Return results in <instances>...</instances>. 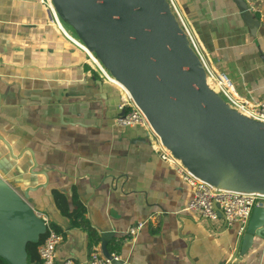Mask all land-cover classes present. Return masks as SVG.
<instances>
[{"label": "crops", "instance_id": "0c3cea01", "mask_svg": "<svg viewBox=\"0 0 264 264\" xmlns=\"http://www.w3.org/2000/svg\"><path fill=\"white\" fill-rule=\"evenodd\" d=\"M255 2L261 25L251 31L233 0H176L210 68L260 102L264 0ZM65 29L44 0H0V178L21 194L38 188L28 202L63 233L58 261L89 264L92 245L111 233L108 247L123 264H264L263 238L234 258L238 225L187 209L192 186L155 150L150 129L116 124L123 90ZM55 190L70 210L73 199L85 206L81 224L58 208Z\"/></svg>", "mask_w": 264, "mask_h": 264}, {"label": "water", "instance_id": "95a60500", "mask_svg": "<svg viewBox=\"0 0 264 264\" xmlns=\"http://www.w3.org/2000/svg\"><path fill=\"white\" fill-rule=\"evenodd\" d=\"M251 31L261 25L245 0H233ZM74 36L129 93L153 133L193 175L224 190L264 195V122L233 107L207 82L205 61L171 0H51ZM101 85V83H99ZM23 194L0 178V258L29 264L27 246L47 224ZM254 236L264 239V207L253 209L237 242L243 255ZM101 249L112 264L108 247Z\"/></svg>", "mask_w": 264, "mask_h": 264}, {"label": "built area", "instance_id": "2783aa9c", "mask_svg": "<svg viewBox=\"0 0 264 264\" xmlns=\"http://www.w3.org/2000/svg\"><path fill=\"white\" fill-rule=\"evenodd\" d=\"M171 2L175 11L181 17L185 27H187L188 25L182 16L179 6L176 4V0H171ZM245 2L247 3L248 9L251 11V13H255L259 10V5L255 2V0H245ZM44 3L49 10L52 21L63 32H66L65 26L62 24L61 20L56 14L51 0H44ZM187 31L190 35L192 46L199 56L205 61L208 73L207 82L211 88L246 116L264 122V100L260 102H254L250 98L242 97L234 93L224 78L216 74L210 68L193 34L190 30ZM78 43L87 52L89 58H91L92 61L99 67L107 80L118 86L117 81L108 73V71L101 65L96 57L91 54L80 41H78ZM118 87L123 90L124 96L122 97V100L118 106L119 114L116 117V124L119 127L125 129L146 128L152 131L143 111L137 106L132 97L123 87ZM158 141L159 144L154 146L155 150L159 151L161 158L169 162L180 174L181 178L193 188V195L187 204V209L197 213L201 219L211 222L218 220L219 217L222 216L226 225L230 226L232 224H237L238 234L240 236L243 235L248 227L253 209L256 206L264 207V195L218 189L210 185L209 183L193 175L186 167L181 164L179 160L173 157L171 152L162 145L159 139ZM43 218L47 224V232L37 248L40 263L78 264L75 262V260L70 258L64 259L61 263L58 261L57 249L59 244L64 240V235L62 232H59L57 229H55L47 218ZM145 225L146 220L138 221L131 225L127 232L128 236L130 238L136 237ZM112 256L115 259H118V256L115 253H112ZM88 262L89 264H112L111 260L103 255L99 243L92 245Z\"/></svg>", "mask_w": 264, "mask_h": 264}, {"label": "trees", "instance_id": "16d2710c", "mask_svg": "<svg viewBox=\"0 0 264 264\" xmlns=\"http://www.w3.org/2000/svg\"><path fill=\"white\" fill-rule=\"evenodd\" d=\"M53 195H54L55 202H56L58 208L62 211V213L64 215L69 217L73 226H76V225L81 224L83 222L84 214H85V206L78 199H73L75 209L70 210L68 207V202L66 200V197L64 196L63 193L55 190ZM91 234L93 235L94 233L91 232ZM43 238H44V236H42L40 242L42 241ZM40 242L28 244L27 251H28V262H29V264H41L40 258L38 255V250H37ZM111 249L112 248H110V251H112ZM0 264H7V263L5 262L4 259L0 258Z\"/></svg>", "mask_w": 264, "mask_h": 264}, {"label": "bare ground", "instance_id": "6f19581e", "mask_svg": "<svg viewBox=\"0 0 264 264\" xmlns=\"http://www.w3.org/2000/svg\"><path fill=\"white\" fill-rule=\"evenodd\" d=\"M186 30H190L188 26L186 27ZM117 83H118V82H117ZM118 86H121V85L118 83ZM121 87H122V86H121Z\"/></svg>", "mask_w": 264, "mask_h": 264}, {"label": "rangeland", "instance_id": "374dc122", "mask_svg": "<svg viewBox=\"0 0 264 264\" xmlns=\"http://www.w3.org/2000/svg\"><path fill=\"white\" fill-rule=\"evenodd\" d=\"M183 15V14H182Z\"/></svg>", "mask_w": 264, "mask_h": 264}]
</instances>
